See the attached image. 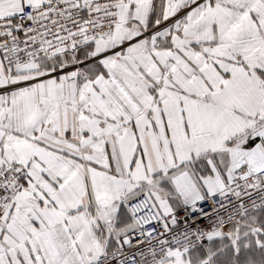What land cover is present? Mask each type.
Segmentation results:
<instances>
[{
  "label": "snow or ice",
  "instance_id": "snow-or-ice-1",
  "mask_svg": "<svg viewBox=\"0 0 264 264\" xmlns=\"http://www.w3.org/2000/svg\"><path fill=\"white\" fill-rule=\"evenodd\" d=\"M0 264H264V0H0Z\"/></svg>",
  "mask_w": 264,
  "mask_h": 264
}]
</instances>
